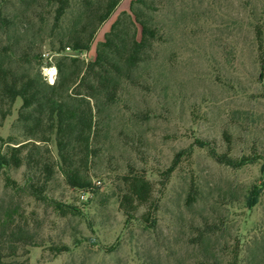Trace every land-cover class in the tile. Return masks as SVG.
Here are the masks:
<instances>
[{
  "label": "rangeland",
  "instance_id": "rangeland-1",
  "mask_svg": "<svg viewBox=\"0 0 264 264\" xmlns=\"http://www.w3.org/2000/svg\"><path fill=\"white\" fill-rule=\"evenodd\" d=\"M136 1H120L80 55L83 62L96 59L98 45ZM144 1L147 6H137L159 39L123 81L114 104L98 113L90 101L97 128L88 159L73 143L72 160L89 188L73 187L59 172L56 131L47 128V115L40 125L32 110L22 119V99L11 104L0 93V156L24 145L20 166L0 172L3 256L10 254L6 210H18L12 229L26 240L7 264H245L254 239L264 238V192L258 205H247L251 188L264 183V79L256 40L264 0ZM80 3L57 28L50 0H0L9 20L0 24V51L8 49L11 67L34 74L39 53L54 67L59 40L79 16ZM179 152V164L167 175ZM211 152L252 161L232 167ZM130 174L150 185L147 201L130 211L133 218L122 201ZM147 213L154 226L145 221Z\"/></svg>",
  "mask_w": 264,
  "mask_h": 264
},
{
  "label": "trees",
  "instance_id": "trees-1",
  "mask_svg": "<svg viewBox=\"0 0 264 264\" xmlns=\"http://www.w3.org/2000/svg\"><path fill=\"white\" fill-rule=\"evenodd\" d=\"M121 0H81L78 6L79 16L67 27L64 38L59 40L60 50L57 53L58 61L55 63L59 76L54 84H50L42 70L48 64L45 53L34 55L37 59V69L34 74H19L10 65L8 49L0 51V93L11 104L20 98L23 101L22 119L27 118V110H32L36 117V124L42 123L41 118L47 115L49 130L56 131L57 146L61 158L58 170L61 175L73 187L86 189L91 186L89 180L84 179L72 160L73 143H77L86 150L84 157L88 159L89 148L96 130V120L93 115V107L90 101H94L98 113L106 107L114 104L118 98L123 81L131 79L134 71L145 63L148 53L152 51L154 43L160 37V31L146 17L139 4L147 6L144 0H137L131 6L132 14L123 13L106 35L105 41L97 48V56L93 62L85 63L80 55L90 49L97 29L112 16ZM54 5L55 23L58 28L61 21L68 12L77 5L76 0H50ZM9 20L4 16L0 8V24H6ZM140 26L141 37L138 38V27ZM256 40L260 51V78L264 79V26L256 27ZM69 47L74 55L65 52ZM67 55V57H64ZM46 62V65H45ZM29 140L35 141L34 138ZM37 141V140H36ZM198 145L205 146L198 141ZM10 148L8 154L0 156V172L12 165L20 166V157L24 145ZM184 152H179L171 167L167 170L170 175L179 164ZM212 156L219 162L229 166L244 165L252 160L245 158L235 161L227 156H219L211 152ZM49 180L52 174L50 166H44ZM128 187V193L123 195L122 201L127 208V216L132 217L133 210L137 209V203L143 204L149 197L150 185L145 178L139 174H130L124 177ZM264 192V183L261 186H253L247 196V205L254 207L259 204ZM189 199L196 198L189 194ZM54 209L64 212L63 204L54 203ZM69 210L78 211L75 207H67ZM18 210L15 208L6 210L2 221L4 230L10 232V254L3 256L4 243L0 244V264H7V260L16 259V252L20 244H25V238L21 233H15V216ZM145 221L152 226L156 221L151 213L144 216ZM204 237V235H202ZM66 250V249H65ZM10 260L12 264L16 263ZM6 261V262H5ZM207 264H239L237 260L226 263L215 260ZM245 264H264V238L254 239L249 250V258Z\"/></svg>",
  "mask_w": 264,
  "mask_h": 264
},
{
  "label": "built area",
  "instance_id": "built-area-1",
  "mask_svg": "<svg viewBox=\"0 0 264 264\" xmlns=\"http://www.w3.org/2000/svg\"><path fill=\"white\" fill-rule=\"evenodd\" d=\"M66 51H71L69 47L66 48ZM46 56V54H45ZM44 69V75L49 81L50 84H54L56 78H57V68L56 66H50L45 67Z\"/></svg>",
  "mask_w": 264,
  "mask_h": 264
}]
</instances>
